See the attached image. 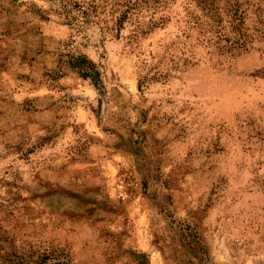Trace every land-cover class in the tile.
<instances>
[{
	"label": "rangeland",
	"instance_id": "rangeland-1",
	"mask_svg": "<svg viewBox=\"0 0 264 264\" xmlns=\"http://www.w3.org/2000/svg\"><path fill=\"white\" fill-rule=\"evenodd\" d=\"M242 1L247 49L200 35V0H0V264H264V0Z\"/></svg>",
	"mask_w": 264,
	"mask_h": 264
},
{
	"label": "trees",
	"instance_id": "trees-1",
	"mask_svg": "<svg viewBox=\"0 0 264 264\" xmlns=\"http://www.w3.org/2000/svg\"><path fill=\"white\" fill-rule=\"evenodd\" d=\"M62 7L64 6L67 17L73 7L81 6L83 3L79 0H60ZM148 0H129L127 14L132 8H135L142 2ZM247 2V1H246ZM227 6L222 7L218 5V0H200V4L197 7L202 11L201 14H195L194 11H190L189 14L194 22V27H201L200 35L204 38L211 39L207 32L214 31L219 38L230 43V46L234 49H247L248 45L254 40L256 35L255 31H251L248 26L249 10L248 5L245 7L242 0H226ZM82 13H89L88 9L81 7L79 9ZM224 15L226 18H224ZM206 17V18H204ZM258 31V29H256ZM208 36V37H207ZM73 65L84 71L86 75L92 76L97 79L99 72L94 68V64L90 62L88 58L82 56L72 57ZM198 242L197 239H195ZM193 254L197 257L199 255L195 250H192ZM199 262H195L193 259H189V264H212L210 257L205 251L202 252Z\"/></svg>",
	"mask_w": 264,
	"mask_h": 264
}]
</instances>
